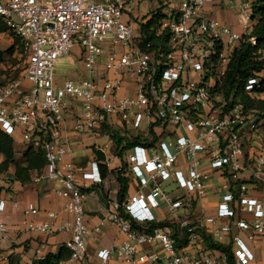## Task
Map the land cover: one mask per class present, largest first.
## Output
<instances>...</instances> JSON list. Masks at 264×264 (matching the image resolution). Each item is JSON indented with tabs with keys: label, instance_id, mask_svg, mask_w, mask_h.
<instances>
[{
	"label": "built area",
	"instance_id": "1",
	"mask_svg": "<svg viewBox=\"0 0 264 264\" xmlns=\"http://www.w3.org/2000/svg\"><path fill=\"white\" fill-rule=\"evenodd\" d=\"M142 1L0 0V20L25 61L18 78L0 71V131L22 136L27 150L43 154L45 166L32 171L31 183H57L53 192L72 219L62 223L48 212V222H37L41 209L21 204L6 174L0 177V250L12 207L27 233L69 232L64 264H87V239L102 227L90 232L85 204L100 189V216L126 241L100 249L99 264H229L225 252L208 247V237L231 247L234 264H264L258 258L264 254L260 117L226 100L222 90L234 51L256 44L249 39L253 0H157L149 23L132 16V5ZM215 8L232 10L242 31L217 21ZM75 48L85 77L58 83V62ZM129 80L134 89L123 94ZM245 91L264 104V70ZM74 137L93 139L86 159L74 156ZM214 173L229 190L213 216L197 218L196 204ZM122 178L128 181L123 201ZM44 252L36 249L37 261Z\"/></svg>",
	"mask_w": 264,
	"mask_h": 264
},
{
	"label": "crops",
	"instance_id": "2",
	"mask_svg": "<svg viewBox=\"0 0 264 264\" xmlns=\"http://www.w3.org/2000/svg\"><path fill=\"white\" fill-rule=\"evenodd\" d=\"M214 18L229 25L235 31L241 32V27L237 21V17L232 10L221 11L215 8L213 13ZM78 49V54H79ZM66 62L72 64V57H67ZM132 80H129L123 90V94H131L134 87ZM70 127V123L68 125ZM93 141L89 138H73V154L77 159H86L90 156L91 149L89 146ZM45 166V165H44ZM43 168V167H42ZM211 181L208 183V194L200 199L195 207V215L201 218L205 215L213 216L216 207L222 199V196L229 190V183L220 174L214 173L211 176ZM9 178L14 179V172L10 171ZM15 197L21 204L33 203L42 211V214L36 219L37 222L46 223L49 221L48 212H54L59 215L60 222L70 223L72 219L64 211V200L58 197L53 189L58 185L57 183L47 182L39 185L32 183L21 184L18 181H12ZM262 192L254 193L255 197H261ZM102 192L100 189L95 190L88 195L85 208L87 213L88 227L90 232H93L97 226L102 227V234L96 238L87 239V248L89 261L87 264H99L97 253L100 249L110 248L120 245L126 241V237L119 233L117 228L107 221L102 220L100 211L102 208ZM164 215L163 213L161 216ZM6 221L10 227L8 238L3 242V247L0 250V258L3 259L1 264H9V257L13 254L18 255L21 259V264H33L37 262L35 251L39 247L44 246L45 257L52 253L58 254L60 249L65 246V243L71 238L69 232H62L59 234H39L27 233L24 231L22 225L23 215L20 211H16L12 207L9 208V214ZM104 221V222H103ZM258 244L264 245L263 241ZM12 246V247H11ZM255 245H251L252 249ZM11 247V248H9ZM259 260H264V254H258Z\"/></svg>",
	"mask_w": 264,
	"mask_h": 264
},
{
	"label": "trees",
	"instance_id": "3",
	"mask_svg": "<svg viewBox=\"0 0 264 264\" xmlns=\"http://www.w3.org/2000/svg\"><path fill=\"white\" fill-rule=\"evenodd\" d=\"M251 19L252 28L249 39L253 38L256 44L253 45L251 42H245L234 51L228 65L229 68L223 82L222 90L226 100L232 97L235 104L244 106L246 113L252 112L260 117L258 121L259 129L264 133V104L250 99L245 91L248 80L255 77L256 73L264 70V0H253ZM7 32H9L8 28L0 20V34ZM18 44V39L14 38V45L10 49H0V64L7 57H13L15 52L17 53ZM0 154L5 157V161L0 163V177H2L10 173L11 165L15 161V149L14 139L6 136L1 131ZM101 157L103 156L101 155ZM44 165L45 159L43 154L28 149L26 163L23 167H17L12 181H18L23 185L29 182L31 183L32 171L40 170ZM120 184L122 186L121 200L123 201L128 191V181L122 178L120 179ZM134 228H137L136 225H134ZM207 245L210 249L225 252L228 256L229 264H234L230 246L216 243L209 237L207 238ZM69 258L70 252L63 246L58 254L50 253L43 260L34 262L33 264H64ZM9 264H21V259L18 255L13 254L9 257Z\"/></svg>",
	"mask_w": 264,
	"mask_h": 264
},
{
	"label": "rangeland",
	"instance_id": "4",
	"mask_svg": "<svg viewBox=\"0 0 264 264\" xmlns=\"http://www.w3.org/2000/svg\"><path fill=\"white\" fill-rule=\"evenodd\" d=\"M158 7V1L157 0H143L140 4L132 5V16L135 14L139 15V21L149 23L152 19V14L154 10H156ZM163 14H167V11H163ZM160 21L157 20L151 25V30L155 31L159 27ZM14 45V36L10 33H3L0 34V49L1 50H7L10 49ZM96 45L107 49L110 47L109 42H96ZM68 57H72L73 63L70 64L69 62H66V58L59 61L58 65L55 69L56 79L58 83H61L64 81V79H74L79 80L84 79L85 74L82 70V63L80 61V57L78 54V49L75 48L71 51L70 55ZM25 61L22 57L21 51L15 52L13 57H7V59L0 64V71H3V69L7 70V74L9 75V78H18L22 72V67H24ZM264 133L260 131L257 136H259L260 141L264 143ZM86 138V137H82ZM93 141V139L89 138ZM93 143V142H92ZM91 143V144H92ZM14 149H15V161L14 164L11 165L10 171L15 172L17 167H23L26 163L27 159V149L25 148V143L22 138V136L18 135L17 138L14 140ZM5 161V157L0 154V163ZM113 165H115V162L113 161ZM119 185V184H118ZM120 186V185H119ZM244 240L247 242V240L244 238ZM248 250H251L250 243L247 242ZM12 247V246H11ZM9 247V248H11ZM20 258V257H19Z\"/></svg>",
	"mask_w": 264,
	"mask_h": 264
}]
</instances>
